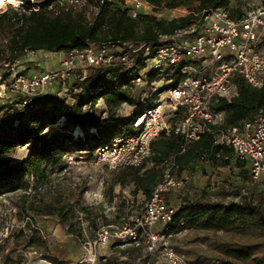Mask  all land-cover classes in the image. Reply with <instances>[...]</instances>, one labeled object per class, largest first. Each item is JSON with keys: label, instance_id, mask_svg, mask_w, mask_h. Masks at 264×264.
<instances>
[{"label": "trees", "instance_id": "16d2710c", "mask_svg": "<svg viewBox=\"0 0 264 264\" xmlns=\"http://www.w3.org/2000/svg\"><path fill=\"white\" fill-rule=\"evenodd\" d=\"M25 2L27 5L22 11L6 9L0 12V30L5 26L11 29L5 47L0 48V58L4 56L5 62L13 61L25 51L43 49L67 52L72 49H84L90 43L146 42L150 49H153L160 44L162 35L174 34L177 29L189 26L210 9L226 7L231 17L240 16L244 11L238 6L228 5L230 0H142L153 10L183 6L190 8L186 14L162 19L148 12H139V8L133 16L125 7L113 5L112 0H96L97 12L88 20L83 9L77 10L73 5H67L65 0ZM143 59L140 50L132 67L118 62L92 67L84 80L80 81L78 78L72 85L71 105H67L66 97L48 96L47 93L40 96V100L35 101L31 107L22 106L19 98L3 105V109L7 111L5 116L0 118V186L12 184L18 178L23 180L26 175L37 169L42 159L58 162L62 153L72 150L93 153L97 147L116 134H135L137 130L132 126L134 117L150 107L155 97L154 94L147 96L151 100L142 105L145 97L141 92L134 93V80L144 65ZM146 76L148 82L158 78L153 70L147 72ZM233 82L237 85V94L230 99L221 97L212 104L213 110L225 112L224 123L221 125L223 128L241 125L245 120L252 119L260 110H264V83L260 88H255L240 76L234 77ZM81 84L84 90L74 92L73 88ZM138 87H142V91L146 89L144 86ZM99 100H102L104 105L97 113L95 105ZM123 103H139L140 107L131 115L123 117L118 113V108ZM103 114L107 115L101 121L99 117ZM61 118L63 120L59 122ZM24 145L27 153L20 160L11 161L7 157L11 150ZM150 147L149 155L140 164L118 167L112 176L113 183H132L134 193H141L144 201L150 197L154 185L162 178L164 160L170 156L174 159V169L179 172L185 169V165L197 160L211 164H217L219 161L224 165L234 161L242 178L246 175L250 177L245 162L234 159L229 147L215 143L211 131L202 133L199 139L188 142L181 134L161 132L150 142ZM147 163L151 165L147 167ZM23 183L27 187V183ZM69 194L66 191H57L49 193L48 197L33 198L26 202L24 210L29 218L24 221L25 227H32L38 233L37 225H31L36 222L32 219L34 213L38 216L56 214L61 223H64L65 214L70 207ZM80 209L85 210L86 206ZM173 217L175 222L181 220L185 225L197 228L230 227L236 218H245V221L254 226H263L264 208L244 194H240L239 201L230 202L183 198ZM109 223L106 221V224ZM70 226L69 224L67 232H72ZM142 230L143 227L138 229V232ZM37 233L31 237L30 244L41 245L45 249L44 252L48 253L46 241ZM133 248L134 245H130L118 250L121 254H128ZM236 256L245 255L237 253ZM45 258L56 261L49 254L45 255ZM117 262V257L112 256L102 257L97 264Z\"/></svg>", "mask_w": 264, "mask_h": 264}, {"label": "rangeland", "instance_id": "374dc122", "mask_svg": "<svg viewBox=\"0 0 264 264\" xmlns=\"http://www.w3.org/2000/svg\"><path fill=\"white\" fill-rule=\"evenodd\" d=\"M16 1L0 4V12L6 9L22 11L26 8V0ZM65 1L77 10L83 9L88 20L97 12L96 0ZM262 3L264 0H230L228 5L245 10L246 7ZM112 4L125 7L129 13L134 7L133 0H112ZM189 9L183 6L153 10L143 3L139 12L168 19L186 14ZM10 32L7 26L0 30V48L5 47ZM57 55L40 49L34 53L25 51L18 58H32L31 61L37 62ZM3 57L0 58V76L5 72ZM37 67L32 65L31 68L37 71ZM78 74L79 70L75 69L69 78H56L48 85L46 93L48 96L66 97L67 105H71L73 98L70 89L78 79ZM135 87V94L141 92L143 97L147 96L148 89L142 91V87ZM14 98L20 99V96H0V118L7 111L3 105ZM35 100H40V97ZM103 105L102 100L97 102V113ZM139 107V103H123L118 113L126 117ZM106 115H101L100 120L103 121ZM26 153V146H19L11 150L7 157L11 161L20 160ZM107 155L104 157L81 150L65 151L58 162L42 159L37 169L23 180L18 178L12 184L0 186V264H97L102 257L112 256L117 257V264H168L171 255L188 264H264V225L254 226L245 218H236L232 226L217 229L197 228L176 221L169 233L164 235H161L160 224L156 223L139 233L138 229L143 224V196L134 193L132 183H113V173L120 166ZM150 165L147 163V167ZM174 176L181 182L165 195L171 204L179 205L183 198L239 201L240 194H244L264 208V180L250 179L248 175L242 178L234 161L224 165L219 161L211 164L197 160L185 165L184 170L175 171ZM22 181L27 183V187ZM57 191H66L71 196L68 200L70 207L65 214L66 221L61 223L56 214L38 216L33 212L32 219L36 222L31 225H37L38 233L32 227H25L24 221L29 218L24 210L26 202L33 198L48 197L49 193ZM82 206H86V209L81 210ZM106 221L110 223L106 224ZM69 224L72 232H67ZM123 225L136 231L135 240L123 230ZM103 227H109L112 235L105 245L93 247L91 241L98 229ZM152 232L157 235L155 239L151 238ZM34 233L46 241L48 253L44 252L41 245L30 244ZM130 245H134V248L128 254H121L118 250ZM237 253L245 256L238 257ZM47 254L56 261L46 259Z\"/></svg>", "mask_w": 264, "mask_h": 264}, {"label": "built area", "instance_id": "2783aa9c", "mask_svg": "<svg viewBox=\"0 0 264 264\" xmlns=\"http://www.w3.org/2000/svg\"><path fill=\"white\" fill-rule=\"evenodd\" d=\"M133 1L131 14L134 16L143 2ZM159 41L153 49L146 42L90 43L84 49L64 52L56 68L32 74L17 69L18 58L3 62L5 72L0 76L3 80L0 96H20L21 105L31 107L36 97L46 94L48 85L56 78H69L76 69L81 81L92 67L115 62L132 67L142 50L144 65L134 84L146 87L148 97L155 95L152 105L134 117L135 134H116L97 147L95 153L104 157L108 154L120 167L138 165L149 155L150 142L161 132L181 134L188 142L211 131L215 143L229 147L234 159L245 162L252 179L264 180V110L241 125L223 128L225 112L212 109L219 98L230 99L237 94L234 77L244 78L255 88L264 83V3L246 7L237 17H231L226 7L210 9L189 26L177 29L174 34L162 35ZM150 70L158 78L148 82L145 78ZM83 90L82 84L73 88L74 92ZM147 96L142 105L151 100ZM174 166L172 156L164 160L162 178L154 185L143 207L141 227L150 229L159 223L161 235L169 233L171 225L176 223L173 216L177 205L165 197L181 182L174 176ZM122 228L135 238V230ZM111 235L109 227L99 228L91 244L93 247L105 245ZM156 236L151 233L152 239ZM167 263L188 264L174 255L169 256Z\"/></svg>", "mask_w": 264, "mask_h": 264}, {"label": "crops", "instance_id": "0c3cea01", "mask_svg": "<svg viewBox=\"0 0 264 264\" xmlns=\"http://www.w3.org/2000/svg\"><path fill=\"white\" fill-rule=\"evenodd\" d=\"M35 51H33L32 53H34ZM55 54H58L55 57H51L49 56L47 59L39 60V61H31L33 60L32 58H18V65H17V69L25 74H32L34 72H41V71H46V70H50V69H54L58 66L59 61L61 60V58L64 56V52L63 51H59V52H53ZM32 65H37V71L35 69H32ZM26 69V70H25Z\"/></svg>", "mask_w": 264, "mask_h": 264}, {"label": "bare ground", "instance_id": "6f19581e", "mask_svg": "<svg viewBox=\"0 0 264 264\" xmlns=\"http://www.w3.org/2000/svg\"><path fill=\"white\" fill-rule=\"evenodd\" d=\"M16 0H0V4H4V3H16Z\"/></svg>", "mask_w": 264, "mask_h": 264}]
</instances>
